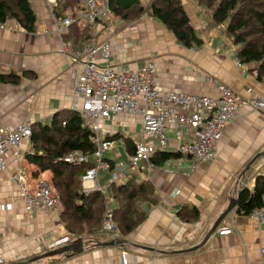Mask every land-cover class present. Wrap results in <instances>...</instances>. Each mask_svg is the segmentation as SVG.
Segmentation results:
<instances>
[{
    "label": "crops",
    "instance_id": "obj_1",
    "mask_svg": "<svg viewBox=\"0 0 264 264\" xmlns=\"http://www.w3.org/2000/svg\"><path fill=\"white\" fill-rule=\"evenodd\" d=\"M40 2L34 4L37 13L34 33L22 28H0V76L16 77L19 81L18 84L0 82V127L49 123L56 112L72 104L75 78L82 65L71 63L62 54L65 39L56 32V17L47 1ZM183 3L198 36L201 35L206 10L196 6L195 0H183ZM125 23L114 26L107 23V35L100 39L108 35L115 38L119 49L113 61L127 64L133 70L154 61L162 92L216 96L217 85L213 83L216 80L234 89L246 101L264 99V81L256 79L251 72L253 67L239 63L237 48L224 26L215 30L210 26L202 37V47L193 50L179 44L172 33L157 34L166 28L162 29L154 17L130 26ZM102 126L106 136L121 134L120 138L126 140L119 150L122 153L128 152L127 139L133 140L140 131L139 119L128 115L112 116ZM170 138L168 152H174L179 144L177 132L173 130ZM31 151L27 140L21 157L9 156L8 171L0 173V256L6 264H120L123 257L128 264H262L264 226H258L236 210L221 225H233L232 233L222 235L217 230L203 241L231 201L237 200L239 191L253 190L257 177L264 176V111H254L248 104L241 108L237 119L226 128L214 162L196 170H189L192 160L188 157L184 162L170 160L159 168L150 162L127 176L124 182L132 176L138 183L150 182L152 193L150 204L149 200L144 202L145 221L122 236L126 243L104 247L99 244L106 241H100L89 247L86 244L81 253L35 262L34 258L49 252L50 244L67 233L59 208L51 211L37 207L28 211L18 186L11 181V173L23 167L29 174L38 171L36 165L25 159V154ZM107 159L120 166L117 160ZM100 173L103 176L107 171ZM183 207L195 208L198 218L183 219L179 215ZM104 236H107L104 240H114L108 233ZM200 245L197 250L187 251Z\"/></svg>",
    "mask_w": 264,
    "mask_h": 264
},
{
    "label": "built area",
    "instance_id": "obj_2",
    "mask_svg": "<svg viewBox=\"0 0 264 264\" xmlns=\"http://www.w3.org/2000/svg\"><path fill=\"white\" fill-rule=\"evenodd\" d=\"M82 1L86 11L76 20L70 17L61 21L59 28L64 32L69 26L77 24L76 26L87 29L89 35L82 49L75 50L70 42H64L62 47L71 63L82 65V71L74 82L72 111L79 112L85 124L95 134L96 150L91 157L74 153L68 159L70 163H85L91 159L94 162L95 166L83 177L86 189L99 184L98 171L108 168L106 154L120 152V148L125 146L124 138L106 139L107 132L102 123L112 116L137 117L140 131L133 136L134 154L129 155L126 150L123 151L126 154V168L116 167L111 172L109 184L122 182L121 179L126 173L140 170L159 151H169L170 134L173 130L177 132L179 140L174 151L180 153V162H184L187 157L192 160L189 170H196L203 164L214 162L219 142L229 124L237 119L241 108L248 104L254 111H264L263 98L246 101L234 89L216 80H213L217 85L216 96L183 91L162 92L159 89L158 69L154 61H148L136 70L127 64L116 63L113 59L119 49V42L115 38H99L98 24L101 20L108 18L124 22L111 11L109 0L103 3L98 0ZM56 2L57 0H47L51 9ZM8 23L0 27H5ZM248 93H252V90H248ZM32 133L30 123L0 127V173L7 170L9 154L19 156L21 144L30 140ZM11 181L18 186L28 211L37 207L51 211L57 209V193L49 180L31 181L30 175L21 169L11 175ZM100 190L104 192L103 189ZM262 201L261 207L246 215L258 226H264V197ZM111 211L112 209H108V216L113 219ZM104 224V232L117 236L115 222H107L106 219ZM221 225L218 231L222 235L230 234L234 230L233 225ZM67 238L55 240L48 249L62 246L68 241ZM262 255L261 263L264 264V249ZM0 264H4L2 256ZM120 264H127L125 257Z\"/></svg>",
    "mask_w": 264,
    "mask_h": 264
},
{
    "label": "trees",
    "instance_id": "obj_3",
    "mask_svg": "<svg viewBox=\"0 0 264 264\" xmlns=\"http://www.w3.org/2000/svg\"><path fill=\"white\" fill-rule=\"evenodd\" d=\"M70 1L73 0H64V2L57 0L53 6V14L58 21L61 22L67 18L66 15L64 17L62 15L68 11ZM199 1L205 7L212 9V18L215 23L226 24L227 36L231 37L233 43L239 47L236 54L239 63L253 67L251 72L256 79L264 81V0ZM77 2L81 5L80 11L85 12L86 7L83 1L77 0ZM109 7L116 16L129 22L136 18L132 17L133 13L137 12L136 16L140 17L147 12L140 0H109ZM148 10L175 36L179 44L187 49L202 47L203 41L198 36L182 0H153ZM72 14L74 18H77L75 13ZM9 21H14L28 33H34L37 13L32 0H0V26ZM72 26L68 29H73ZM69 33L64 34L66 42L69 41ZM82 37L86 44L89 37L86 29L80 32L79 38ZM84 44L80 49L85 46ZM15 78L1 75L0 82L18 84L19 81ZM32 130L30 138L32 151L25 154V159L38 167V171L34 173L35 177L50 172L51 181L63 207L61 220L65 228L78 234L83 233L87 228L91 234L104 236L103 219L107 204L106 198L100 190L87 191L81 186L82 175L95 164L92 159L85 163L68 161V157L74 153L86 157L94 154L96 150L94 132L85 124L79 112L69 109L56 112L49 123L32 124ZM120 135H108L106 139H117ZM127 142L128 154L133 155L134 141L128 138ZM180 158V153L175 151H159L154 155L151 163L159 168L170 160ZM106 163L108 168L105 171L108 173L105 179L110 180L109 175L115 170L116 164L112 160H106ZM134 181L136 178L132 176L126 182L111 183L112 194L116 200L113 208L114 221L122 236L138 228L147 217L146 211L136 206V202L141 196H147L145 201L149 200L152 185L149 182L134 185ZM263 197L264 176L261 175L257 177L252 191L248 188H242L239 191L236 212L243 216L249 215L262 206ZM188 209L183 207L179 215L185 220L197 219L198 211L195 208ZM68 254L72 253L68 252L63 255Z\"/></svg>",
    "mask_w": 264,
    "mask_h": 264
},
{
    "label": "rangeland",
    "instance_id": "obj_4",
    "mask_svg": "<svg viewBox=\"0 0 264 264\" xmlns=\"http://www.w3.org/2000/svg\"><path fill=\"white\" fill-rule=\"evenodd\" d=\"M47 0H43V2H46ZM105 0H102V1H99L100 3H103ZM141 1V4L143 5V7H145L146 9H147V12L145 13V14H143V15H141L140 17H137L136 16V13L134 14H132V17H136L135 19H133V21H125L123 18H122V20H124V22H126L125 24H128L129 26L130 25H133L134 23L135 24H137V23H139V22H145V20H147V19H151V18H153V16H152V14H151V11L150 10H148L149 9V7L151 6V4L153 3V0H140ZM32 2H33V5L35 4V2H39V3H41L40 2V0H32ZM63 2H64V0H63ZM182 3H183V0H182ZM195 4H196V6L197 5H199L202 9H205L206 10V13H205V16H206V22L208 23H206L205 21H204V24H205V29L202 31V33H201V35H199V37L202 39V41H203V38L202 37H204V35H205V33H206V31H208V29H209V27L211 26L214 30L216 29V28H218V27H220V26H224L226 29L225 30H227V26H226V24H221V25H219V24H217V23H215V21L213 20V18H212V13H213V11H212V9H209V8H207V7H205L204 5H202V3L199 1V0H195ZM183 5H184V3H183ZM185 8V7H184ZM80 9H81V5L79 4V2H77V0H73V1H70V7H69V9H68V11H66V12H64V14L62 15L63 17L66 15V17L67 18H70V17H72L73 19H77V18H74L73 17V14L72 13H75V15L78 17V16H80L81 14H83L84 12H81L80 11ZM201 15V14H200ZM189 16V15H188ZM67 18H65V19H67ZM199 18H200V16H199ZM56 20H58V19H56ZM82 20V19H81ZM64 21V20H63ZM62 21V22H63ZM124 22H122V21H119V20H117V19H103V20H101L100 22H99V24H98V29H99V38H101V36H105V35H107V31H106V27H107V23H110V24H112V26H114V24H116V23H123L124 24ZM58 23H59V26H60V23L61 22H58L57 21V29H56V32H58V34H60V35H62V37L65 39V37H64V34H65V32H70L69 33V41H67V42H70V44L73 46V48L75 49V50H79L82 46H83V44L85 43L84 42V38L82 37V38H79V36H80V32H81V28L80 27H78V26H72L73 27V29H66L64 32H61V29L58 27ZM73 25H77V24H73ZM86 25V24H85ZM87 27V26H86ZM160 27L163 29L164 27H163V25L161 24L160 25ZM1 29H15V30H21L20 28V26L18 25V24H16L14 21H9V23L5 26V27H0ZM163 30H165V31H159V32H156L157 34H159V35H162L163 33H167V34H170V35H172L169 31H166V29H163ZM83 31V30H82ZM86 31H88L87 29H86ZM226 33H227V31H226ZM76 38H77V41H75L76 40ZM108 38H113V37H111L110 35H108L107 37H106V39H108ZM67 39V38H66ZM230 39L232 40V42H233V39L230 37ZM104 40V39H103ZM66 42V41H65ZM204 42V41H203ZM63 43H64V41H63ZM85 45V44H84ZM233 45L234 46H236L234 43H233ZM236 48H237V51H238V48L239 47H237L236 46ZM193 49V48H192ZM194 50V49H193ZM61 52H62V54H64V56H66L65 55V53L63 52V49H62V46H61ZM237 54V53H236ZM65 58H68V56H66ZM237 58V57H236ZM70 63V62H69ZM73 91H74V87H73ZM73 94H74V92H73ZM74 96V95H73ZM72 103H73V100H72ZM69 110H73L72 109V104H71V107L70 108H68ZM5 128V127H4ZM94 139H95V137H94ZM27 141V140H26ZM29 141V140H28ZM25 142V141H24ZM95 143V142H94ZM117 153V154H116ZM9 156H11V154H9ZM9 156H8V159H9ZM71 156H69L68 157V159L70 158ZM105 157H110V158H113L114 160H117L118 162H119V164H120V167L121 168H123V169H125L126 168V165H125V160H126V156H125V153H122V152H109V153H107L106 154V156ZM187 161H189V159H187ZM191 161V160H190ZM171 162H174V161H171ZM74 163V162H73ZM93 168V167H92ZM92 168H89L88 170H90V169H92ZM22 170H25L27 173H28V171H27V169H25L24 167L23 168H21ZM87 170V171H88ZM103 170H106V169H101L100 171H98V173H99V175H100V177H99V184H97L94 188H91V189H86L85 187H84V184H83V177L87 174V171L85 172V174L84 175H82V177H81V186H83V189L84 190H87V191H89V190H100V189H103V191L104 192H102L101 190V193L103 194V196H104V198H106L105 200L107 201V204H106V210H105V214H104V219H103V226H105V224H104V220H105V223H106V219H107V222L109 221V222H115L114 221V210H113V208H114V204H115V202H116V200H115V198L113 197L114 196V194H112L113 193V189L111 188V183L109 184V179H107V181H106V185H104L103 184V182L106 180L105 178L107 177V174L106 173H104L103 174V176L101 175V171H103ZM6 171H8V170H6ZM108 173V172H107ZM130 173V174H129ZM132 173H135V172H128V174L126 173V175H125V177L124 178H122L121 179V181H123L124 182V180H126L128 177L127 176H130ZM12 174H14V172L13 173H11V175ZM29 174V173H28ZM44 174H46V173H44ZM44 174H39V176L40 177H37V178H34L35 176H34V173H31L30 172V177H31V181H33L34 179H47V180H49L50 181V183L52 184V186H53V183H52V181H51V174H50V172H47V176H42V175H44ZM105 174H106V176H105ZM110 175H111V173H110ZM109 175V176H110ZM34 176V177H33ZM102 177H104V178H102ZM111 177V176H110ZM127 177V178H126ZM126 178V179H125ZM129 180V179H128ZM144 182H147L146 180H144ZM139 184L138 182H137V180L136 181H134V185L135 184ZM150 183V182H149ZM53 189L55 190V188H54V186H53ZM20 191V190H19ZM150 192L152 193V190H151V188H150ZM55 193H57L56 192V190H55ZM149 195V194H148ZM20 196H21V194H20ZM56 197L58 198V203H57V208H59V210L62 212L63 211V207H62V205H61V203H60V200H59V196L56 194ZM145 199H147V196H141L138 200H137V202H136V206H138V207H140L142 210H145L144 209V207H145ZM23 201V200H22ZM35 209V208H34ZM108 209H112V211H111V214H112V217H113V219H111V218H109V216H108ZM216 222V221H215ZM214 222V223H215ZM116 224V223H115ZM214 225V224H213ZM213 225L211 226V228L213 227ZM117 227V226H116ZM211 228H210V230H211ZM66 229V228H65ZM210 230H208V232H207V234L209 233V231ZM117 231H118V228H117ZM66 235L65 236H62V237H60V238H64V237H68L67 239H68V241L67 242H65L62 246H60V247H58L57 249H59V248H62V247H64V246H67V245H71V244H75V243H79V242H82L83 243V245L85 246L86 244H87V246L89 247L91 244H93V243H100V242H97V241H106L105 243H108L109 241H107V240H104V237H106L107 238V236H102V235H96V234H91V232H89V229H87V228H85V230H84V232L83 233H81V234H78V233H75V232H71V231H69V230H67L66 229ZM103 234H105V233H103ZM206 234V235H207ZM110 235V234H109ZM102 237V238H101ZM111 237V236H110ZM109 236H108V238H110ZM113 241H116V240H121L122 239V235L120 236L119 235V233L117 234V236H115V237H113ZM112 241V240H111ZM54 242V241H53ZM52 250H56V249H52ZM51 251V250H50ZM61 256H63V254L61 255ZM57 257V256H56ZM51 258V257H50ZM7 263V262H6ZM5 262H4V264H6Z\"/></svg>",
    "mask_w": 264,
    "mask_h": 264
},
{
    "label": "water",
    "instance_id": "obj_5",
    "mask_svg": "<svg viewBox=\"0 0 264 264\" xmlns=\"http://www.w3.org/2000/svg\"><path fill=\"white\" fill-rule=\"evenodd\" d=\"M237 205H238V198H237V200L231 201V204L228 206V208L218 217V219L214 223L213 227L211 228V230L207 234L203 243H205L218 230V228L225 221L227 216L236 209ZM120 243L122 244V243H126V242H123L122 240H116V241H111L108 243H102L99 245L104 246V247H114V246H118ZM203 243L201 245H203ZM201 245L196 247V248H193L191 250H187V251L190 252V251L197 250L198 248L201 247ZM83 251H84V245L82 242H79V243L64 246V247L56 249V250H51L49 252H46L45 254H42V255L34 258L32 261L35 262V261H39L43 258H50V257L53 258V257L60 256L62 254L68 253V252L76 254V253H81Z\"/></svg>",
    "mask_w": 264,
    "mask_h": 264
},
{
    "label": "bare ground",
    "instance_id": "obj_6",
    "mask_svg": "<svg viewBox=\"0 0 264 264\" xmlns=\"http://www.w3.org/2000/svg\"><path fill=\"white\" fill-rule=\"evenodd\" d=\"M22 146H23V143L21 144V146H20V150L22 149ZM14 156V155H13ZM16 159H19L20 157H21V154H19V156H14ZM9 168V164H8V160H7V169ZM21 170V169H20ZM118 228V227H117ZM104 231V230H103ZM106 233V232H105ZM118 233H120L119 232V229H118ZM108 234H110V233H108ZM110 235H112V236H114L113 234H110ZM115 237V236H114ZM59 246H55V247H53V249H57ZM53 258H55V257H53ZM127 260V259H126ZM4 262H5V260H4ZM127 264H128V260H127Z\"/></svg>",
    "mask_w": 264,
    "mask_h": 264
}]
</instances>
